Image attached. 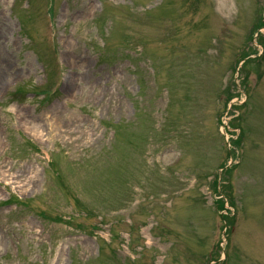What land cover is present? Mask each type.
<instances>
[{"label":"rangeland","instance_id":"obj_1","mask_svg":"<svg viewBox=\"0 0 264 264\" xmlns=\"http://www.w3.org/2000/svg\"><path fill=\"white\" fill-rule=\"evenodd\" d=\"M263 16L0 0V264H264Z\"/></svg>","mask_w":264,"mask_h":264},{"label":"trees","instance_id":"obj_2","mask_svg":"<svg viewBox=\"0 0 264 264\" xmlns=\"http://www.w3.org/2000/svg\"><path fill=\"white\" fill-rule=\"evenodd\" d=\"M263 25V24H262ZM139 93H141L142 88L144 87V83L140 82L139 85ZM235 146H238V140H235L232 142ZM12 203H16V198L15 197H11L10 200H8V202L6 204H12ZM20 205H24L23 203L20 202ZM217 206L219 209H223V204L221 202L217 203ZM109 246V245H108ZM102 248V247H101ZM103 250V248H102Z\"/></svg>","mask_w":264,"mask_h":264},{"label":"bare ground","instance_id":"obj_3","mask_svg":"<svg viewBox=\"0 0 264 264\" xmlns=\"http://www.w3.org/2000/svg\"><path fill=\"white\" fill-rule=\"evenodd\" d=\"M2 78V75L0 76V83L3 81V79H1Z\"/></svg>","mask_w":264,"mask_h":264}]
</instances>
